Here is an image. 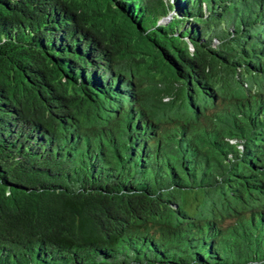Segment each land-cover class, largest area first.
Here are the masks:
<instances>
[{
	"label": "trees",
	"instance_id": "obj_1",
	"mask_svg": "<svg viewBox=\"0 0 264 264\" xmlns=\"http://www.w3.org/2000/svg\"><path fill=\"white\" fill-rule=\"evenodd\" d=\"M258 82L264 0H0V264H264Z\"/></svg>",
	"mask_w": 264,
	"mask_h": 264
},
{
	"label": "rangeland",
	"instance_id": "obj_2",
	"mask_svg": "<svg viewBox=\"0 0 264 264\" xmlns=\"http://www.w3.org/2000/svg\"><path fill=\"white\" fill-rule=\"evenodd\" d=\"M139 87L137 90H135L136 95H138V99L135 100V102L143 109L145 110L146 114L152 118H158L162 121L167 122L168 124L171 123V119L175 120H183L185 122L190 123V126H188V132L190 134H198L200 133L202 126L208 124L210 121V116L207 117L205 112L202 111V115L196 114V115H188L186 113L187 110H184L183 106L181 103H178L177 101L170 102V100L166 98H162L161 95H158V91L161 88L160 82L154 79H150L147 77L142 76L139 78ZM263 83H256L255 86L252 84H249L246 88H243L241 90V93L245 96L248 95L250 98L255 94V93H264V87H261ZM225 93V92H224ZM232 92H227L225 94L228 99H232L233 97ZM228 106V101L224 104L223 107ZM222 107V108H223ZM198 109L200 107H197ZM190 111V110H189ZM121 113V112H120ZM216 113L215 111L213 114ZM122 115L116 117L115 120H112L109 125L111 128H114V131L117 133L118 129L121 130L122 123ZM179 118V119H178ZM213 124V123H212ZM172 126H161L159 128L160 134L162 136V140L166 137L169 139L171 137V133L173 132V127ZM220 130L219 133L222 136H227L228 133L221 127H218ZM164 142L166 144L165 148L166 150L171 151V142L169 140L164 139Z\"/></svg>",
	"mask_w": 264,
	"mask_h": 264
}]
</instances>
